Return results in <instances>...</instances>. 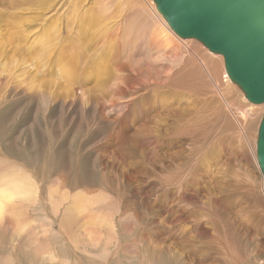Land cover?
Here are the masks:
<instances>
[{"label": "rangeland", "instance_id": "374dc122", "mask_svg": "<svg viewBox=\"0 0 264 264\" xmlns=\"http://www.w3.org/2000/svg\"><path fill=\"white\" fill-rule=\"evenodd\" d=\"M132 1L0 0V177L29 174L40 193L27 210L60 230L67 206L54 222L50 192L104 197L105 264H264L263 104L226 87L200 41L170 59L145 30L128 36L149 20ZM7 238L0 256L29 264L24 239Z\"/></svg>", "mask_w": 264, "mask_h": 264}, {"label": "bare ground", "instance_id": "6f19581e", "mask_svg": "<svg viewBox=\"0 0 264 264\" xmlns=\"http://www.w3.org/2000/svg\"><path fill=\"white\" fill-rule=\"evenodd\" d=\"M141 9L143 10L142 12H145V14L146 12L148 13L147 18L149 20H146L148 22L145 21L148 27L146 28V26L143 25L141 26L142 29H140L139 26H135V24L132 22L134 25L130 27L128 25L130 29L127 28L128 29L127 32H129L128 36H130L132 33H137L139 31L145 30L146 33L148 34L147 38L149 40L150 50L154 49L158 57H167L170 59L178 58L180 56V51L182 48L188 46L191 43H196V41L198 42V40H195L194 38H182L178 34H176L171 29V27L169 26L168 22L163 17V15L158 11L154 0H145V3H143V5L141 6ZM132 14L137 15L138 13L137 12L133 13L132 11ZM139 15H140V12H139ZM142 22H144V20ZM125 30H126V27H125ZM196 50H199V49H196ZM210 52L209 54H211ZM212 53L213 55L217 54L218 56V57H214L215 59H218L217 64L218 62H219V65L221 63L220 66L223 70V72L221 73L222 74L221 80L226 85V87L228 88L229 87H232V88L239 87L236 83H234L230 79L229 75L227 74L226 68H225L224 57L221 54L214 53V52ZM220 56H222L223 58H221ZM222 59L224 63V69L222 66ZM217 72L218 70H216V73ZM220 86H222V84ZM244 98H246L245 94H244ZM239 107H241V105ZM251 107L255 108L254 106H251ZM262 107L264 109V103ZM239 109H242V108H239ZM240 111H241L240 112L241 115L245 117L247 114H252V111H249V110L246 113H245V110L244 111L240 110ZM235 112H237V109ZM239 119L241 121V118ZM115 122L117 121L115 120ZM38 188L39 187L37 186V184L29 178V174L28 176L27 174L21 175V173H17L16 170H14V171H8V174L6 175L5 173L1 175L0 177V233H2V235L5 237H9L5 239V241H7L8 244L14 248L16 246L15 243H18L20 242L19 240L24 239L22 241H24L27 244L26 251H27V255H29L30 257L29 264H85L79 261L78 259L76 258L74 259L73 257L69 256V254L67 253V250L71 249V246H74V249L76 250V252L78 251L79 253L93 254L94 256L91 255L92 256L91 260L93 262L91 263V261L88 260L90 262L89 264H105L107 261V258H109L108 256L111 254V251H113L112 244H114L113 239L115 237V228H114V224L112 221L113 218H111V213H109V211L103 208L104 207L103 205L104 197L88 196V197L81 198L80 196H76V197H73L74 199L68 201L69 202L68 204H66V201L69 198L68 195H66L65 193H61V192L58 194L55 192H50L48 195L49 204H47L46 206L51 208V211L53 212V214H56L54 218V222L56 221V217L60 216V214L64 210L65 205L67 206L63 214L64 219H62V227L60 230V229H55V227L53 226L54 223L52 224V221H53L52 217L48 215H41L40 217H37L35 219L33 215L29 212V210H27V207L29 206V204L32 206L33 202L38 201L39 193H40ZM254 202H255V199H254ZM258 205H256V207ZM85 213H89L87 215V217H89V220L86 222H82V223L78 222L79 216ZM200 229L198 230V232L200 231ZM201 230H203V228ZM64 235L71 237L72 242L71 243H67L63 241L61 243L51 242V240L54 238L55 240L60 241V239ZM41 237L43 238L41 239ZM115 255L116 254H114V256ZM0 264H21V263L16 257L13 258L12 254L10 253L8 255L0 256Z\"/></svg>", "mask_w": 264, "mask_h": 264}, {"label": "water", "instance_id": "95a60500", "mask_svg": "<svg viewBox=\"0 0 264 264\" xmlns=\"http://www.w3.org/2000/svg\"><path fill=\"white\" fill-rule=\"evenodd\" d=\"M171 29L224 57L248 101L264 103V0H154ZM264 176V115L256 143Z\"/></svg>", "mask_w": 264, "mask_h": 264}]
</instances>
